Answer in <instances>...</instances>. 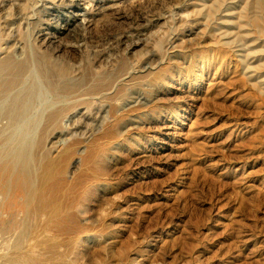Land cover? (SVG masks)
Wrapping results in <instances>:
<instances>
[{"label": "rangeland", "instance_id": "obj_1", "mask_svg": "<svg viewBox=\"0 0 264 264\" xmlns=\"http://www.w3.org/2000/svg\"><path fill=\"white\" fill-rule=\"evenodd\" d=\"M7 57L0 264H264V0H0Z\"/></svg>", "mask_w": 264, "mask_h": 264}, {"label": "bare ground", "instance_id": "obj_2", "mask_svg": "<svg viewBox=\"0 0 264 264\" xmlns=\"http://www.w3.org/2000/svg\"><path fill=\"white\" fill-rule=\"evenodd\" d=\"M148 14V12L146 13H135V14H129L127 16H123V17H119V14H117L116 16V20L122 21L123 23L126 22L128 24L131 25L130 29H133V31H139L138 27L140 26V22L141 20H147L148 16H144ZM154 17H156V14L154 13ZM87 23H89V21H87ZM121 24V23H120ZM123 30V29H122ZM130 33V31L125 32V29L123 30V32L121 33V38L116 39V41H114L115 44H124L126 43L130 37L128 36V34ZM68 36V35H67ZM112 35V38L113 39ZM81 38V36L79 34H74L71 39L73 40H79ZM108 39H101L97 42V45H95L96 48H102L103 46H105V44H107L109 41H107ZM134 45V44H133ZM134 47V46H133ZM99 56V54H98ZM38 61V60H37ZM40 65L41 71L44 74V76L47 79H57V78H62L65 77L69 74V68L67 66L61 67L60 69H54L51 67H47L45 66L43 63H38ZM30 72V61L29 60H25V61H14L13 59H11L10 57H7L5 60L0 62V90L2 92L8 91L9 89L15 87L16 85H19V83H21L22 81H24L26 79V75ZM125 69L121 68V66H119L114 73H109L108 75V80L107 81H103L102 83L98 84L97 86L93 87L90 94H94L96 93L100 88L103 89H107L108 87H110L112 85L113 82L117 81L122 75L125 74ZM99 87V88H97ZM120 89V90H119ZM121 88H118L115 93V97L121 96ZM59 117V113L53 114L51 115V119L55 120Z\"/></svg>", "mask_w": 264, "mask_h": 264}]
</instances>
